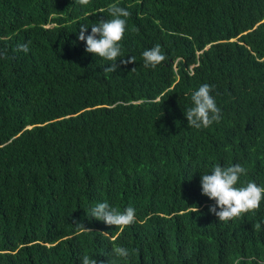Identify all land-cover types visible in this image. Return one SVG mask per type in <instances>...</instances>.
<instances>
[{
	"label": "trees",
	"instance_id": "16d2710c",
	"mask_svg": "<svg viewBox=\"0 0 264 264\" xmlns=\"http://www.w3.org/2000/svg\"><path fill=\"white\" fill-rule=\"evenodd\" d=\"M113 3L130 16L106 73L78 36ZM157 44L167 59L145 68ZM0 50V264H264V201L225 223L201 188L235 163L237 186H264V0H0ZM205 83L222 117L198 130L185 111ZM105 201L135 223L91 218Z\"/></svg>",
	"mask_w": 264,
	"mask_h": 264
},
{
	"label": "clouds",
	"instance_id": "9594fccd",
	"mask_svg": "<svg viewBox=\"0 0 264 264\" xmlns=\"http://www.w3.org/2000/svg\"><path fill=\"white\" fill-rule=\"evenodd\" d=\"M78 2L87 5L90 0H78ZM107 11L112 17L111 19L101 20L93 24L91 34L88 35L86 33L89 27L81 25L78 39L86 43L85 50L87 53L112 61L113 63L105 67L104 71L114 73L117 71L116 61L123 55L121 42L125 35L127 18L130 16V12L120 7L118 3L108 5ZM17 51L27 54L30 49L28 44H20L17 46ZM0 59H8L7 50H0ZM166 59V55L158 44L143 52L145 68L155 69ZM119 60L125 65L136 62L135 57ZM213 88L214 86L205 83L192 93V106L185 111L190 128L199 130L220 122L222 111L211 94ZM246 174V168L239 163H235L227 167L217 164L211 169L210 173L201 176L202 195L215 201V205L210 207L209 211L219 221L226 223L241 217L243 214L259 210L261 202L264 201V186H258L254 181H249L243 186H237L241 176ZM90 215L91 218L117 228L131 226L136 221V213L133 207L129 206L123 212H120L106 201L95 204L90 209ZM76 227L81 232L91 231L83 224H76ZM136 251L138 252V250ZM113 253L118 258L124 259H127L130 254L129 250L123 246L114 247ZM82 264H98V261L85 255Z\"/></svg>",
	"mask_w": 264,
	"mask_h": 264
}]
</instances>
